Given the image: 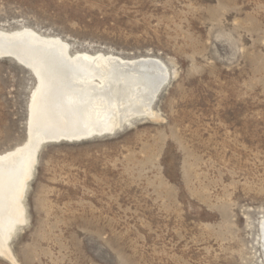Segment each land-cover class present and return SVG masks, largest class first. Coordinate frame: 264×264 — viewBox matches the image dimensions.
I'll list each match as a JSON object with an SVG mask.
<instances>
[{
	"label": "rangeland",
	"instance_id": "1",
	"mask_svg": "<svg viewBox=\"0 0 264 264\" xmlns=\"http://www.w3.org/2000/svg\"><path fill=\"white\" fill-rule=\"evenodd\" d=\"M27 30L168 81L157 120L42 145L0 264H264V0H0V33ZM12 59L0 158L28 142L39 84Z\"/></svg>",
	"mask_w": 264,
	"mask_h": 264
},
{
	"label": "bare ground",
	"instance_id": "2",
	"mask_svg": "<svg viewBox=\"0 0 264 264\" xmlns=\"http://www.w3.org/2000/svg\"><path fill=\"white\" fill-rule=\"evenodd\" d=\"M7 57L32 69L39 80L30 103L28 142L0 158V255L14 261L9 243L25 223L22 198L42 145L113 134L140 117L157 120L152 104L168 73L153 58L70 56L62 40L31 30L0 33V59ZM260 232L264 251V221Z\"/></svg>",
	"mask_w": 264,
	"mask_h": 264
},
{
	"label": "water",
	"instance_id": "3",
	"mask_svg": "<svg viewBox=\"0 0 264 264\" xmlns=\"http://www.w3.org/2000/svg\"><path fill=\"white\" fill-rule=\"evenodd\" d=\"M14 59V58H13ZM15 61H17L16 59H14ZM35 81V80H34Z\"/></svg>",
	"mask_w": 264,
	"mask_h": 264
}]
</instances>
